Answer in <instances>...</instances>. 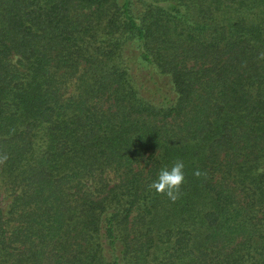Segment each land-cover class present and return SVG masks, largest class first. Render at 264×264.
<instances>
[{
    "label": "trees",
    "instance_id": "1",
    "mask_svg": "<svg viewBox=\"0 0 264 264\" xmlns=\"http://www.w3.org/2000/svg\"><path fill=\"white\" fill-rule=\"evenodd\" d=\"M262 52L264 0H0V264H264Z\"/></svg>",
    "mask_w": 264,
    "mask_h": 264
},
{
    "label": "clouds",
    "instance_id": "2",
    "mask_svg": "<svg viewBox=\"0 0 264 264\" xmlns=\"http://www.w3.org/2000/svg\"><path fill=\"white\" fill-rule=\"evenodd\" d=\"M264 59V52L260 54ZM194 176L199 177L202 173L199 170L193 172ZM185 164L181 159L175 160L172 165L160 169L157 179L152 181L148 188L159 195L166 196L170 201L176 202L182 195L181 188L185 181Z\"/></svg>",
    "mask_w": 264,
    "mask_h": 264
},
{
    "label": "rangeland",
    "instance_id": "3",
    "mask_svg": "<svg viewBox=\"0 0 264 264\" xmlns=\"http://www.w3.org/2000/svg\"><path fill=\"white\" fill-rule=\"evenodd\" d=\"M5 189L0 187V202L3 204V206L6 204L9 197L5 195Z\"/></svg>",
    "mask_w": 264,
    "mask_h": 264
}]
</instances>
